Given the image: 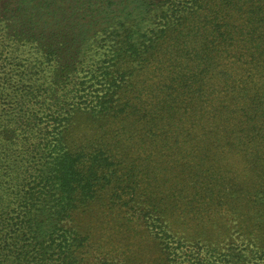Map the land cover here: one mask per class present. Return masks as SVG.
Here are the masks:
<instances>
[{"label": "trees", "instance_id": "obj_1", "mask_svg": "<svg viewBox=\"0 0 264 264\" xmlns=\"http://www.w3.org/2000/svg\"><path fill=\"white\" fill-rule=\"evenodd\" d=\"M0 264H264V0H0Z\"/></svg>", "mask_w": 264, "mask_h": 264}]
</instances>
